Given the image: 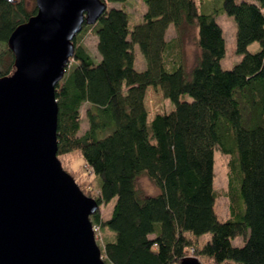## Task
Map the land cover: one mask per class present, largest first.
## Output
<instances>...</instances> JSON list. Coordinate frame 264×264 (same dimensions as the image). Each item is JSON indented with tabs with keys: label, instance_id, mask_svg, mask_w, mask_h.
Here are the masks:
<instances>
[{
	"label": "trees",
	"instance_id": "1",
	"mask_svg": "<svg viewBox=\"0 0 264 264\" xmlns=\"http://www.w3.org/2000/svg\"><path fill=\"white\" fill-rule=\"evenodd\" d=\"M143 3L146 11L132 29L121 8L84 25L80 33L92 29L99 60L75 44L76 36L72 66L54 90L57 158L77 153L100 180L99 206L115 200L108 219L99 209L90 217L95 238L103 236L102 257L107 264H179L189 255L203 264H264V0H222L210 14H200L194 0ZM35 13L24 0H0V78L13 69L9 36ZM219 15L236 26L241 59L229 70L220 65L226 50ZM169 27L195 42L188 69L165 41ZM253 43L259 49L250 53ZM135 46L145 60L142 71L135 69ZM150 87L174 109L148 124ZM185 95L191 100H181ZM85 104L88 126L80 133ZM215 150L231 158L224 193L191 167L206 164ZM141 176L157 195L139 192ZM221 195L228 201L224 220L216 212ZM236 239L241 246L232 244Z\"/></svg>",
	"mask_w": 264,
	"mask_h": 264
},
{
	"label": "water",
	"instance_id": "2",
	"mask_svg": "<svg viewBox=\"0 0 264 264\" xmlns=\"http://www.w3.org/2000/svg\"><path fill=\"white\" fill-rule=\"evenodd\" d=\"M7 40L0 78V264H107L90 217L99 209L57 158L54 90L74 38L106 12L102 0H34ZM179 264H202L196 257Z\"/></svg>",
	"mask_w": 264,
	"mask_h": 264
},
{
	"label": "rangeland",
	"instance_id": "3",
	"mask_svg": "<svg viewBox=\"0 0 264 264\" xmlns=\"http://www.w3.org/2000/svg\"><path fill=\"white\" fill-rule=\"evenodd\" d=\"M26 2L27 8L29 11H32L35 8V2L34 0H24ZM196 4L199 8V13L202 14L203 11H206V7L204 6V3L206 0H195ZM241 1L246 2H252V0H236L237 3ZM141 2L142 0H128L124 4H113L110 3L107 5V9L112 8H121L123 9L127 15H128V26L129 29H132L135 25L140 23V20H138V14L141 11ZM213 5L212 7H218L219 3H222V0H212ZM201 4H203L201 6ZM223 19H219V22H224L225 20H230L234 26V22L232 19L227 17L226 15H223ZM234 29L232 30V42H230V32L227 31V46H226V54H225V60L223 61V68L228 69V67H231V65H235L236 59L238 55L235 54V34ZM80 34V35H79ZM76 37V45H80L86 49L88 54L96 61L99 60V55L96 51V37L93 34L92 29H87L83 31L82 33H79ZM192 38H195L192 36ZM189 51L190 56L186 59L185 65L186 68H190L195 60V57L197 55V49L194 40L191 38L188 39ZM5 47L0 46V52ZM259 49L258 43H253L248 47V51L250 53H254ZM136 62H135V69L137 71H142L141 63L144 64L145 67V60L141 53L139 52L138 48L135 46L134 48ZM72 61L69 62L72 66ZM68 69V68H67ZM148 99H146V107L150 111L148 114V124L150 123V120L156 113L160 112H171L174 109V105L167 99L163 98L158 91L156 93H149ZM181 100L184 101H190V97L185 95L181 98ZM153 104H155L153 106ZM153 106V107H152ZM87 109V105H83L81 108V132L83 133L84 130L87 129V121L85 116V111ZM231 158L228 156L222 155L218 150H215L211 156V159L206 163L200 166L201 164L193 163L191 166L194 170H196L201 179L205 182H209L213 185V188L216 189L219 192H225L226 187L228 185V176H229V162ZM59 161L61 162V166L64 171H66L76 182V184L79 186L80 190L83 192H89L91 195V198H94L97 194V187L100 186V180L94 176L90 175L88 173V170L84 166L82 160L80 159V156L77 153H72L70 155L64 156L59 158ZM137 189L140 193L148 194L150 196H155L158 194V189L147 179L145 176H141L138 178L136 183ZM90 190V191H89ZM95 199V198H94ZM115 200L110 201L107 205L99 206V211L101 213V216L105 219H108L111 216L112 208L114 206ZM228 209V201L226 200L225 196L221 195L218 200L216 201V212L219 215L220 220H224L225 215L227 213ZM210 238V235H205L202 237V239L207 240ZM203 241V242H204ZM96 242L99 247H102L103 245V236L101 233L96 235ZM232 244L236 247L241 246V241L239 239H236L232 242ZM192 256V255H189ZM195 257V256H193ZM199 261L203 264L205 262L204 258H197Z\"/></svg>",
	"mask_w": 264,
	"mask_h": 264
},
{
	"label": "crops",
	"instance_id": "4",
	"mask_svg": "<svg viewBox=\"0 0 264 264\" xmlns=\"http://www.w3.org/2000/svg\"><path fill=\"white\" fill-rule=\"evenodd\" d=\"M195 1V0H194ZM196 3V1H195ZM211 4L213 5V2L212 0H206L205 3H204V6L206 7V11H203L202 14H210L212 13L214 10L216 9H220V5L221 3H219V6L218 7H212ZM141 11L139 12V14L137 15L138 16V20L141 21L142 19V15L145 13L146 11V6L145 4L143 3V0L141 2ZM203 4H201L202 6ZM197 6V4H196ZM198 8V6H197ZM198 11H199V8H198ZM223 15H219L215 18V21L217 23V25L221 28V31H222V37L225 41V50H226V46H227V38H226V35H227V31L230 32V42H232V30L234 29V34H236V26L234 24H232V22H230V20H225L224 22H219V19H223L222 18ZM231 19V18H230ZM195 34V38H197V31L194 32ZM165 41L166 43L169 45V46H172L174 47V50L176 53H179L180 55L177 56L178 60L180 59H183V62L186 61V59L190 56V51H189V44H188V38L185 36V34H181V36L179 38H177V35H176V32L175 30L172 28V27H169L166 31V35H165ZM234 44H235V40H234ZM258 51V50H257ZM226 54V53H225ZM241 57L238 56L237 59H236V63H238L240 61ZM176 59V61H178ZM225 60V57L220 61V65H221V68H223V61ZM135 62H136V57H135ZM235 63V64H236ZM234 65H231V67H228V69H225V70H229L233 67ZM141 68L144 69V64L141 63ZM156 91H158V93L161 94V91L159 89H153V88H148L146 90V93H145V101H144V104H145V109L147 111V113L149 114V110L147 109L146 107V99H148V95L149 93H156ZM155 104H153L154 106ZM152 106V107H153ZM155 116V115H154ZM153 116V117H154ZM152 117V118H153Z\"/></svg>",
	"mask_w": 264,
	"mask_h": 264
},
{
	"label": "bare ground",
	"instance_id": "5",
	"mask_svg": "<svg viewBox=\"0 0 264 264\" xmlns=\"http://www.w3.org/2000/svg\"><path fill=\"white\" fill-rule=\"evenodd\" d=\"M94 231H95V229H94Z\"/></svg>",
	"mask_w": 264,
	"mask_h": 264
}]
</instances>
